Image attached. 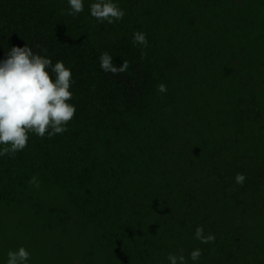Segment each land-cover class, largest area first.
Instances as JSON below:
<instances>
[{
    "label": "trees",
    "instance_id": "1",
    "mask_svg": "<svg viewBox=\"0 0 264 264\" xmlns=\"http://www.w3.org/2000/svg\"><path fill=\"white\" fill-rule=\"evenodd\" d=\"M90 2L70 16L67 0H0V58L27 43L62 60L76 106L65 133L0 157L3 237L38 257L47 237L77 242L80 264H168L194 248L198 264H264V0H117L113 24ZM104 52L127 70L105 74Z\"/></svg>",
    "mask_w": 264,
    "mask_h": 264
},
{
    "label": "clouds",
    "instance_id": "2",
    "mask_svg": "<svg viewBox=\"0 0 264 264\" xmlns=\"http://www.w3.org/2000/svg\"><path fill=\"white\" fill-rule=\"evenodd\" d=\"M66 14L78 16L84 11L85 0H67ZM89 15L99 23L113 24L125 16L117 0H93L88 5ZM133 44L148 46L147 35L136 31L132 36ZM39 47V46H37ZM42 51L46 52V50ZM100 69L113 76L123 73L128 68L127 61L118 66L108 52L99 57ZM73 72L62 60L55 63L46 54L33 51L27 43L12 46L0 58V157H14L23 151L29 142V134L39 138L51 139L67 131L68 123L74 118L76 106L70 101ZM158 91L166 93L167 86L158 85ZM246 177L237 173L235 182L243 184ZM31 183L36 184L33 178ZM38 186V185H37ZM194 238L202 244L215 241L213 234L204 235V228L197 226ZM31 253L23 246L7 251L4 264H29ZM202 256L200 248H194L187 258L180 254H168V264H198Z\"/></svg>",
    "mask_w": 264,
    "mask_h": 264
},
{
    "label": "rangeland",
    "instance_id": "3",
    "mask_svg": "<svg viewBox=\"0 0 264 264\" xmlns=\"http://www.w3.org/2000/svg\"><path fill=\"white\" fill-rule=\"evenodd\" d=\"M8 213L10 212L7 211L6 214ZM20 217V214L13 215L12 224L19 222L21 220ZM0 226H3V224H0ZM3 233L4 231L0 232V239L3 245H9L13 250L23 246L32 254L29 264H80L81 262V256H79L80 248L77 242L61 241L54 237H47L48 239L45 241L36 244L41 255V257H38V252L34 248L35 244H30L18 232H12V235L7 234L5 238ZM61 250H65V252H61ZM55 257H60L61 259L58 260ZM4 261L6 260L0 259V264H4Z\"/></svg>",
    "mask_w": 264,
    "mask_h": 264
}]
</instances>
